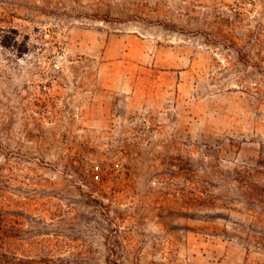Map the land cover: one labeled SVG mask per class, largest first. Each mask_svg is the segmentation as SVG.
Listing matches in <instances>:
<instances>
[{
	"label": "rangeland",
	"instance_id": "obj_1",
	"mask_svg": "<svg viewBox=\"0 0 264 264\" xmlns=\"http://www.w3.org/2000/svg\"><path fill=\"white\" fill-rule=\"evenodd\" d=\"M0 28V197L63 241L11 250L264 264L232 179L264 180V0H0Z\"/></svg>",
	"mask_w": 264,
	"mask_h": 264
},
{
	"label": "trees",
	"instance_id": "obj_2",
	"mask_svg": "<svg viewBox=\"0 0 264 264\" xmlns=\"http://www.w3.org/2000/svg\"><path fill=\"white\" fill-rule=\"evenodd\" d=\"M1 32H5L4 39H12L13 44L3 43L5 48L17 45V51L19 53H25V47L21 49V45L17 41L18 31L16 29L7 30L11 33V37L8 36L6 30L0 28ZM256 171L263 175L264 177V143L260 145L259 158L257 161ZM254 168L246 165H237L232 171V179L236 184L237 189V201L240 202L245 210L248 212H255L253 216L257 218L258 222L264 223V180H256L252 170ZM197 188L191 192L192 195L196 197H201L198 194ZM199 191V190H198ZM202 193L208 197L210 194L206 187H203ZM93 201H95L93 199ZM208 205L216 206L215 203H208ZM30 217L22 209H12L9 205H5L0 197V264H84L87 258L84 256H55L49 252L38 258L32 257L26 254H18L17 252L11 250L13 248L23 246L27 244L30 247H39L46 250L51 247H59L63 245V241L59 238L60 236H55L50 239L41 240L39 237L34 238V230H26L25 225ZM250 227V224H246ZM245 227V226H244ZM246 229V228H245ZM264 230V229H263ZM46 233H36L37 236L44 235ZM248 245H253L254 247L264 250V233H261L257 237H246L245 239ZM110 246L108 254L106 256V264H125L123 257L119 251L120 242L114 238L110 239Z\"/></svg>",
	"mask_w": 264,
	"mask_h": 264
}]
</instances>
